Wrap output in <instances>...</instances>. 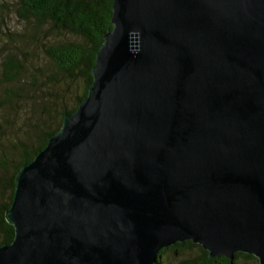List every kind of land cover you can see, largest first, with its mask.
Masks as SVG:
<instances>
[{"label": "water", "instance_id": "obj_1", "mask_svg": "<svg viewBox=\"0 0 264 264\" xmlns=\"http://www.w3.org/2000/svg\"><path fill=\"white\" fill-rule=\"evenodd\" d=\"M76 109L14 177L0 264H264V0H112Z\"/></svg>", "mask_w": 264, "mask_h": 264}, {"label": "trees", "instance_id": "obj_2", "mask_svg": "<svg viewBox=\"0 0 264 264\" xmlns=\"http://www.w3.org/2000/svg\"><path fill=\"white\" fill-rule=\"evenodd\" d=\"M17 1L19 7L16 8L15 13L26 23L35 22L36 27L43 23H51V27L78 37V40L74 41L48 44L44 48V53L57 71L51 78L58 81L56 75H59L64 77L65 81L79 79L81 90L79 93H55L47 97L42 108L43 115L32 125V130H28L26 140L12 145L9 159H1L0 166L5 172L0 176V245L11 242L14 235L13 227L5 221L4 214L12 201L14 177L17 171L44 148L48 139L60 128L63 116L73 112L86 96L92 81L90 69L94 64L95 53L102 43L103 33L111 27L109 20L112 0ZM22 71L23 66L16 57L8 55L4 58L2 81L16 83L17 87L12 86L5 100L0 104L7 102L17 94L16 91L20 87L29 83L22 77ZM65 81L59 82L67 84ZM33 83L34 78L31 84ZM190 248H197L200 254L184 260L183 264H237L238 258L252 259L258 264L256 257L241 252L235 253L232 259L223 256L212 259L206 250L191 241L175 243L169 248H164L158 255L156 264H163L162 255L167 252Z\"/></svg>", "mask_w": 264, "mask_h": 264}, {"label": "rangeland", "instance_id": "obj_3", "mask_svg": "<svg viewBox=\"0 0 264 264\" xmlns=\"http://www.w3.org/2000/svg\"><path fill=\"white\" fill-rule=\"evenodd\" d=\"M3 2V3H2ZM19 7L17 0H0V102L5 100L7 92L16 83L3 82V60L8 55L16 57L23 66L22 77L30 84L17 90L7 102L0 104V161L10 158L13 144L25 141L28 130L42 117V108L47 97L81 90V81H65L57 76L58 81L51 78L56 69L45 56L44 48L48 44H58L78 40V37L51 27V23H43L36 27L35 22L26 23L17 17L15 11ZM59 81H65L67 84ZM17 87V86H16ZM24 89V90H20ZM56 90V92H55ZM0 166V176L4 175ZM200 254L197 248L170 251L162 255L163 264H183ZM237 264H257L252 259L238 258Z\"/></svg>", "mask_w": 264, "mask_h": 264}]
</instances>
